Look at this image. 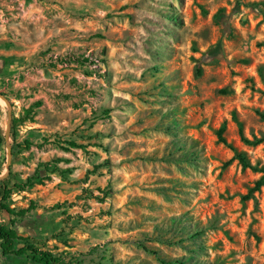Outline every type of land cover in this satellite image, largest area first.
<instances>
[{"label":"rangeland","instance_id":"obj_1","mask_svg":"<svg viewBox=\"0 0 264 264\" xmlns=\"http://www.w3.org/2000/svg\"><path fill=\"white\" fill-rule=\"evenodd\" d=\"M221 127L264 168V0H0V177L39 176L9 203L59 264H264Z\"/></svg>","mask_w":264,"mask_h":264},{"label":"trees","instance_id":"obj_2","mask_svg":"<svg viewBox=\"0 0 264 264\" xmlns=\"http://www.w3.org/2000/svg\"><path fill=\"white\" fill-rule=\"evenodd\" d=\"M14 120L12 121V123ZM224 128L221 127L217 131V139L219 143H222L233 152V160H236L243 168H248L254 172L261 174L260 179L256 182L254 189L257 190L259 187L264 185V168L251 165L247 160L246 156L242 153L237 152L231 145L227 144L223 137ZM242 142L246 145H256L261 140L249 141L244 137L241 138ZM0 137V142H1ZM73 147L77 146L75 143H69ZM31 142L24 140L22 144H13L11 153H17L20 149H29ZM57 169V168H56ZM58 173H61L59 170ZM40 178L37 174L26 178L24 182H18L12 178L10 170L8 173L0 179V213H5L9 216V224L0 226V253L2 256H14V257H29L32 262L40 264H59L49 252L41 251L30 238L21 236L15 229V221L17 219L24 218L30 211L34 209L33 204L27 208L15 209L11 207L10 199L14 191H25L29 187L38 183ZM177 263V262H176ZM181 264V263H179Z\"/></svg>","mask_w":264,"mask_h":264},{"label":"water","instance_id":"obj_3","mask_svg":"<svg viewBox=\"0 0 264 264\" xmlns=\"http://www.w3.org/2000/svg\"><path fill=\"white\" fill-rule=\"evenodd\" d=\"M7 173H8V167H7ZM3 178V177H0V179Z\"/></svg>","mask_w":264,"mask_h":264}]
</instances>
